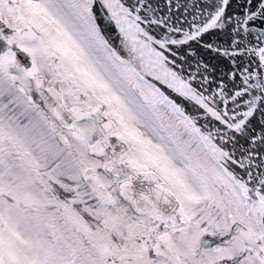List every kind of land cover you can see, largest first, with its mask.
I'll return each mask as SVG.
<instances>
[{
  "label": "snow or ice",
  "instance_id": "snow-or-ice-1",
  "mask_svg": "<svg viewBox=\"0 0 264 264\" xmlns=\"http://www.w3.org/2000/svg\"><path fill=\"white\" fill-rule=\"evenodd\" d=\"M0 264H264V0H0Z\"/></svg>",
  "mask_w": 264,
  "mask_h": 264
}]
</instances>
